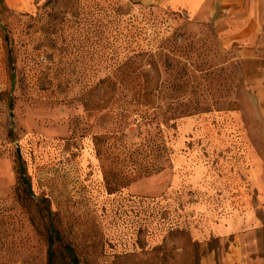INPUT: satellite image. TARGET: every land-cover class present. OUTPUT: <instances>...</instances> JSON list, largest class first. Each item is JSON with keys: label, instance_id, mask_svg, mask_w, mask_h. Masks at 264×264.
Segmentation results:
<instances>
[{"label": "rangeland", "instance_id": "374dc122", "mask_svg": "<svg viewBox=\"0 0 264 264\" xmlns=\"http://www.w3.org/2000/svg\"><path fill=\"white\" fill-rule=\"evenodd\" d=\"M255 1L246 26L169 0H0V264H47L51 227L55 264H199L225 213L255 216L264 253Z\"/></svg>", "mask_w": 264, "mask_h": 264}, {"label": "crops", "instance_id": "0c3cea01", "mask_svg": "<svg viewBox=\"0 0 264 264\" xmlns=\"http://www.w3.org/2000/svg\"><path fill=\"white\" fill-rule=\"evenodd\" d=\"M149 4L159 0H138ZM172 6H177L190 12L199 19L211 20L212 17L224 16L222 10L227 13L242 14L247 12L249 24H254L257 13H260L259 4L255 0H169ZM226 3L229 6H224ZM176 7V8H177ZM200 17V15H204ZM247 28V27H244ZM259 192V200L264 202V181L254 184ZM244 214V213H243ZM239 213L221 214L217 219L201 227L207 229V236H214L217 244L202 251L199 264H264V253L258 237L253 234L255 216L250 213L240 216Z\"/></svg>", "mask_w": 264, "mask_h": 264}, {"label": "trees", "instance_id": "16d2710c", "mask_svg": "<svg viewBox=\"0 0 264 264\" xmlns=\"http://www.w3.org/2000/svg\"><path fill=\"white\" fill-rule=\"evenodd\" d=\"M9 57H10V55H9ZM13 69H14V65L11 67V70H13ZM28 186H29V183H28ZM48 237H49V239H48V246H47V264H55L54 263V251L52 248V244H53V241L55 238H59L58 231L55 228L51 227ZM65 248L67 249L68 253L71 255V259L76 261V257H75L73 248L69 245H65Z\"/></svg>", "mask_w": 264, "mask_h": 264}, {"label": "water", "instance_id": "95a60500", "mask_svg": "<svg viewBox=\"0 0 264 264\" xmlns=\"http://www.w3.org/2000/svg\"><path fill=\"white\" fill-rule=\"evenodd\" d=\"M17 152H18V156H19V158H20V154H19V149L17 148Z\"/></svg>", "mask_w": 264, "mask_h": 264}]
</instances>
